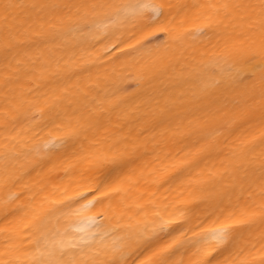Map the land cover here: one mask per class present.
Instances as JSON below:
<instances>
[{
    "label": "bare ground",
    "instance_id": "1",
    "mask_svg": "<svg viewBox=\"0 0 264 264\" xmlns=\"http://www.w3.org/2000/svg\"><path fill=\"white\" fill-rule=\"evenodd\" d=\"M0 264H264V0H0Z\"/></svg>",
    "mask_w": 264,
    "mask_h": 264
}]
</instances>
